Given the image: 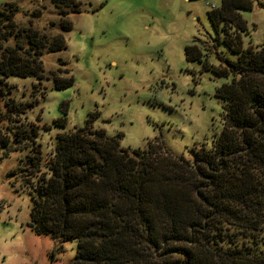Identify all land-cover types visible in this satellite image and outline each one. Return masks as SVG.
Listing matches in <instances>:
<instances>
[{"label": "trees", "instance_id": "trees-1", "mask_svg": "<svg viewBox=\"0 0 264 264\" xmlns=\"http://www.w3.org/2000/svg\"><path fill=\"white\" fill-rule=\"evenodd\" d=\"M51 2L78 12L75 0ZM252 6L253 0H221L206 13L215 43L236 59L216 54L220 65L212 71L229 79L215 91L222 124L209 148L192 151L191 162L161 144L121 148L91 126L56 136L48 177L30 194L28 227L75 241L70 264H264V40L255 49L240 37L246 22L239 12ZM17 10L12 2L0 7V82L40 80L42 49L65 48L61 34L47 44L31 26L16 27ZM67 14L59 11L62 32L70 29ZM185 52L190 61L203 57L196 45ZM54 82L61 89L72 78ZM6 105L0 140L11 137L19 148L13 118L32 106Z\"/></svg>", "mask_w": 264, "mask_h": 264}, {"label": "rangeland", "instance_id": "rangeland-1", "mask_svg": "<svg viewBox=\"0 0 264 264\" xmlns=\"http://www.w3.org/2000/svg\"><path fill=\"white\" fill-rule=\"evenodd\" d=\"M75 1L78 12L57 8L51 0H0V7L6 2L17 7L16 27L31 26L47 44L59 34L65 41L58 52L42 49L40 80L0 82V113H6V101L32 106L13 118L20 149L11 137L0 140V264L73 260L75 241L37 235L28 227L30 194L48 177L58 134L91 126L121 148L161 144L191 162L192 151L209 148L221 128L223 111L215 91L229 79L216 77L211 66L220 65L216 54L236 59L223 43H215L206 15V4L218 7L221 0ZM59 11L68 12L66 32L60 29ZM239 14L246 22L242 46L258 49L264 40V0H253L252 10ZM190 45L203 54L200 62L186 59ZM70 77V85L55 88L56 78Z\"/></svg>", "mask_w": 264, "mask_h": 264}, {"label": "built area", "instance_id": "built-area-1", "mask_svg": "<svg viewBox=\"0 0 264 264\" xmlns=\"http://www.w3.org/2000/svg\"><path fill=\"white\" fill-rule=\"evenodd\" d=\"M192 1H196V0H192ZM206 6H207L210 10L216 8V6H215L214 4H206Z\"/></svg>", "mask_w": 264, "mask_h": 264}, {"label": "clouds", "instance_id": "clouds-1", "mask_svg": "<svg viewBox=\"0 0 264 264\" xmlns=\"http://www.w3.org/2000/svg\"><path fill=\"white\" fill-rule=\"evenodd\" d=\"M217 8V7H216Z\"/></svg>", "mask_w": 264, "mask_h": 264}]
</instances>
